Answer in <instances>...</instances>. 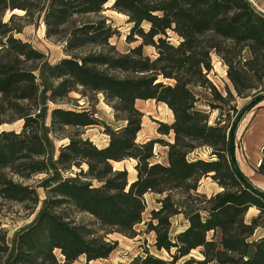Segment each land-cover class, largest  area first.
Masks as SVG:
<instances>
[{
    "label": "trees",
    "instance_id": "obj_1",
    "mask_svg": "<svg viewBox=\"0 0 264 264\" xmlns=\"http://www.w3.org/2000/svg\"><path fill=\"white\" fill-rule=\"evenodd\" d=\"M108 8L127 17L126 40L138 45L120 52L110 42L118 30L103 15ZM40 21L46 37L63 45L65 56L56 63L17 37ZM144 46L154 47L156 57L145 55ZM213 54L227 65L232 89L226 83V95L209 78ZM195 88L204 90L212 111L219 110L214 123L199 107ZM233 90L252 98L240 111L230 105ZM72 92L102 93L124 122L104 125L106 146L83 137L84 128L102 123L89 110L58 106L47 123L49 103L74 105ZM140 99L172 110L174 121L160 122L158 129L172 141L137 140L144 116L136 107ZM263 100L264 12L250 0H0V209L14 204L33 213L40 197L27 182L35 175H44L46 193L36 219L11 242L0 219V258L4 264L107 259L118 246L109 235L136 237L145 195L154 193L159 207L151 210L146 231L171 259L145 248V256L118 264H177L196 250L199 256L182 264H264V190L236 155L241 115ZM18 121L20 130L2 128ZM56 141H66L57 154ZM156 144L168 148L165 163L155 161ZM201 148L209 149L207 159L198 154ZM261 155L255 171L264 175V146ZM128 159L136 161L133 180L113 165ZM208 176L220 187L210 196L198 193ZM251 208L257 214L248 219ZM78 214L92 219L79 221ZM177 216L185 225L174 231ZM259 229L263 233L256 236Z\"/></svg>",
    "mask_w": 264,
    "mask_h": 264
},
{
    "label": "rangeland",
    "instance_id": "obj_2",
    "mask_svg": "<svg viewBox=\"0 0 264 264\" xmlns=\"http://www.w3.org/2000/svg\"><path fill=\"white\" fill-rule=\"evenodd\" d=\"M111 3H108L106 7H109ZM257 7V6H256ZM258 8V7H257ZM261 11V10H260ZM263 12V11H262ZM16 13L22 14L23 12L17 11ZM103 15L109 19L114 27L118 30V34L110 39V42L116 46V48L120 52H125L130 48L135 47L140 43V41L129 43L126 40V35L129 32L131 24L127 22V17L121 13H118L111 9H106L103 12ZM145 28L148 27V24H143ZM170 40L172 43L177 44L178 38L176 35L170 33ZM17 37L30 42L34 47L40 49L45 52L50 63H56L61 58L65 56L63 51V45L54 40L46 37V29L45 25L42 21L36 24L27 25L23 32L18 34ZM143 52L145 55L150 56L151 58H155L157 53L154 47L152 46H144ZM213 59V70L209 74L210 80L217 87L219 91H221L224 95L225 85L226 83L231 87L227 77V65L222 62V60L216 55H212ZM194 92L200 98L199 107L210 112V121L214 123L217 118L220 116L219 110L212 111L210 107L207 105L209 97L205 94L202 88H195ZM235 101L230 102V105H236L237 110L240 111L245 105H247L251 101V97L241 98L235 94ZM72 98L76 99V104L74 105H65L60 104L56 105L53 103H49L48 108V120L47 123L50 124V114L53 108L62 107V108H76L77 110L86 109L89 110L97 117L102 123L99 125L89 126L84 128L83 137L89 138L93 141L98 147H104L109 142V135L105 133L104 125H110L111 127L118 128L124 125V122L118 121L115 118V112L111 105L106 103L104 99V95L102 93H90L88 97H81V95L77 92H72L70 95ZM264 103V100L253 107L252 109L246 110L241 115V119L238 123L237 133H236V142H237V150L238 157L243 168H248L251 165V162L255 161V152L256 150L252 149V140L256 139L253 135H260L261 132L264 133V115L259 116L258 122H261V125L257 123L258 127H251L252 115L257 111L259 106ZM136 104H143L144 110H140L143 112V120H142V129L138 133L137 140L139 142H146L151 139L163 138L166 141H172L173 136H164L161 135L158 131L159 123L164 122L167 124H171L174 121V116L168 112V107L164 103H158L155 100H137ZM225 108H229L228 106ZM231 111V116L234 118L236 112ZM22 126V122L18 121L13 124H6L2 126L4 129H13L20 130ZM66 141H56V154L58 153V147L61 143ZM167 150L166 146H162L160 144L155 145V161L165 163L167 161ZM236 150V151H237ZM198 154H200L201 158L207 159L209 157V149L201 148L198 149ZM136 161L133 159L124 160L121 162H114L113 165L116 169H126L129 172V179L133 180L136 176V171L134 169ZM43 174L35 175L31 180L27 183L35 185L37 187V191L40 197V203L38 204L36 210L33 213H30L29 210H25L21 206L11 204L0 209V219L2 221V226L5 227L9 231V241L11 242L15 233L21 228L30 223H32L38 212L41 210L43 206V202L46 199V193L44 188L41 186ZM220 190L219 185L215 180L212 179L211 176H208L200 182L198 193L205 194L207 196L212 195L215 192ZM160 195L154 193H147L145 195L146 201V210L143 215L142 223L136 226V231L138 235L136 237H127L118 233H114L109 235V239L118 242L117 248L110 254L107 259H102L98 261H93L91 264H118V263H127L131 261L134 257L141 255L145 256V248H147L150 253L154 254L157 257L164 258L166 260H170V256L166 251H159L154 246L155 243V234L153 232H147L146 222L149 221L150 212L153 209H157L159 204L157 203V198ZM257 214V210L251 208L248 212V219ZM77 219L79 221H89L92 218L87 215L78 214ZM185 220L183 216H177L173 219V230L177 231L184 227ZM263 233L262 229H259L256 236L261 235ZM59 259L61 260V256L59 252H57ZM190 256L198 257V251H193ZM190 256L181 259L177 264H182L185 259H188ZM5 258H0V264H4ZM83 259L78 261V264H82Z\"/></svg>",
    "mask_w": 264,
    "mask_h": 264
},
{
    "label": "crops",
    "instance_id": "obj_3",
    "mask_svg": "<svg viewBox=\"0 0 264 264\" xmlns=\"http://www.w3.org/2000/svg\"><path fill=\"white\" fill-rule=\"evenodd\" d=\"M255 6L258 7L259 10L264 12V0H250ZM261 115H264V103H262V105L257 109V111L255 113H253L252 115V121L251 123V127L248 129L250 130L253 126L256 125L257 128L258 124L261 125V122H258L259 116L261 117ZM264 125V124H262ZM261 125V126H262ZM264 129V128H263ZM254 140H252V149L256 150L255 152V161L251 162L250 167L243 168L241 166L239 157H238V150L236 151V155L240 164L241 169L243 170V172L260 188H262L264 190V175L259 174L255 171V169L257 168V166L259 165L262 155H261V148L264 146V133L261 132L260 135H253Z\"/></svg>",
    "mask_w": 264,
    "mask_h": 264
},
{
    "label": "bare ground",
    "instance_id": "obj_4",
    "mask_svg": "<svg viewBox=\"0 0 264 264\" xmlns=\"http://www.w3.org/2000/svg\"><path fill=\"white\" fill-rule=\"evenodd\" d=\"M136 107H137L139 110H142V111L144 110V108H143V104H142V105H140V104L137 105V104H136ZM167 109H168V112L172 114L171 116H173L172 110H171L169 107H168Z\"/></svg>",
    "mask_w": 264,
    "mask_h": 264
}]
</instances>
